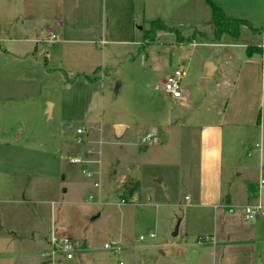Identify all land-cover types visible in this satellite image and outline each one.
<instances>
[{
  "label": "rangeland",
  "instance_id": "obj_1",
  "mask_svg": "<svg viewBox=\"0 0 264 264\" xmlns=\"http://www.w3.org/2000/svg\"><path fill=\"white\" fill-rule=\"evenodd\" d=\"M149 11L145 0H0V264H247L255 251L264 264L252 241L221 261L204 241L220 220L195 207L199 128L262 36L217 41L209 25L196 39L188 25L153 35L165 22ZM208 62L218 71L203 83ZM179 69L182 98H166ZM52 232L73 240L74 260L54 252Z\"/></svg>",
  "mask_w": 264,
  "mask_h": 264
},
{
  "label": "crops",
  "instance_id": "obj_2",
  "mask_svg": "<svg viewBox=\"0 0 264 264\" xmlns=\"http://www.w3.org/2000/svg\"><path fill=\"white\" fill-rule=\"evenodd\" d=\"M123 1L124 7L134 9V0L133 4L132 0ZM211 1L222 9L225 16L243 20L245 24L241 30L262 36L260 43L252 45L258 50L249 55L247 48L250 46L246 48L247 55L240 60L238 72L228 86V96L221 107H214V112L212 107L209 109L214 118L200 126L198 131L195 207L214 210V216L220 220V225L213 229V236L204 241L221 249L220 260L223 261L229 256L233 243L252 241L264 244V217L252 220L256 221L252 225L244 218L245 207L264 206V185L260 183L264 180V0ZM145 5L150 10L148 20H162L168 30L188 25L193 28V38L196 39L197 36H206L205 27L209 25L214 37L213 7L207 0H145ZM154 7L155 14H152ZM224 37L231 38L225 35L216 40L222 41ZM217 71L216 63L208 62L202 81L212 82ZM245 150L249 151L247 157H254L252 164L244 163L242 155ZM252 170L256 178H249L248 173ZM238 177L246 180L245 185H241L244 189L242 203H236L235 198ZM53 237L57 238L54 232L50 243ZM257 254L256 251L250 253L252 260L247 264H252L253 256Z\"/></svg>",
  "mask_w": 264,
  "mask_h": 264
},
{
  "label": "built area",
  "instance_id": "obj_3",
  "mask_svg": "<svg viewBox=\"0 0 264 264\" xmlns=\"http://www.w3.org/2000/svg\"><path fill=\"white\" fill-rule=\"evenodd\" d=\"M52 38H54L52 36ZM186 76V71L184 69H179L171 72L165 81L161 84L162 85V91L165 94L166 97L179 100L182 98V88L181 83ZM85 133V129L83 127H80L76 129V142L77 143H83V136ZM151 138V135L149 134L147 138L144 140V142L149 141ZM72 164H81L83 162V159L80 157H75L70 160ZM89 163V161H88ZM92 173L88 172L87 176L92 177ZM261 185H264V180H262ZM96 186H98V183H95ZM258 217H264V206L261 204L255 205V206H247L244 208V218L247 221H252L254 219H257ZM150 238H153L154 235H149ZM145 238L143 236L140 237V240H144ZM51 244L55 246L54 252H61V255L65 258V260L71 261L75 258V252H76V246L73 240L69 237H61V238H54L52 239ZM118 247L116 243L111 244H105L106 249H112Z\"/></svg>",
  "mask_w": 264,
  "mask_h": 264
},
{
  "label": "trees",
  "instance_id": "obj_4",
  "mask_svg": "<svg viewBox=\"0 0 264 264\" xmlns=\"http://www.w3.org/2000/svg\"><path fill=\"white\" fill-rule=\"evenodd\" d=\"M213 7V25H214V37L220 39L222 36H229L237 39L241 34V27L245 24L243 21L238 19H232L225 16L222 9L215 6L211 0H207ZM153 28L150 31L151 34H155L157 30H167L168 27L161 21H154ZM254 50H258L257 47L250 46L247 48V53L251 55Z\"/></svg>",
  "mask_w": 264,
  "mask_h": 264
},
{
  "label": "water",
  "instance_id": "obj_5",
  "mask_svg": "<svg viewBox=\"0 0 264 264\" xmlns=\"http://www.w3.org/2000/svg\"><path fill=\"white\" fill-rule=\"evenodd\" d=\"M203 83H204V82H203ZM51 108H52V104L50 103V104H49V107H48V110H47V114H48L49 116H51ZM123 130H124V127H116V128H115L116 134H117L118 136H120V135L122 134ZM176 234H177V231L174 233V235H176Z\"/></svg>",
  "mask_w": 264,
  "mask_h": 264
}]
</instances>
